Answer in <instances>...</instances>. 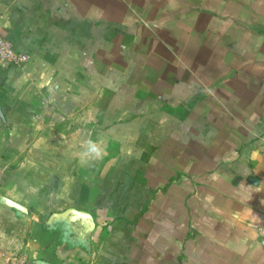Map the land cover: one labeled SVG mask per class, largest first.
Returning <instances> with one entry per match:
<instances>
[{
    "label": "crops",
    "instance_id": "1",
    "mask_svg": "<svg viewBox=\"0 0 264 264\" xmlns=\"http://www.w3.org/2000/svg\"><path fill=\"white\" fill-rule=\"evenodd\" d=\"M0 36V264H264V0H0Z\"/></svg>",
    "mask_w": 264,
    "mask_h": 264
},
{
    "label": "built area",
    "instance_id": "2",
    "mask_svg": "<svg viewBox=\"0 0 264 264\" xmlns=\"http://www.w3.org/2000/svg\"><path fill=\"white\" fill-rule=\"evenodd\" d=\"M27 61V56L15 52L10 43L2 36H0V63L9 62L20 65ZM259 234L264 236V225L257 229ZM6 264H26L27 261L24 256L4 257Z\"/></svg>",
    "mask_w": 264,
    "mask_h": 264
},
{
    "label": "water",
    "instance_id": "3",
    "mask_svg": "<svg viewBox=\"0 0 264 264\" xmlns=\"http://www.w3.org/2000/svg\"><path fill=\"white\" fill-rule=\"evenodd\" d=\"M5 201H6L7 204L11 205V206H12L13 208H15V209H18V210H22V209H23L21 206L15 204V203H12V202H10V201H8V200H5ZM78 214H80L82 217L88 219V222H89L91 225L93 224V223L91 222V218H90V216H89L88 214H85V213H78Z\"/></svg>",
    "mask_w": 264,
    "mask_h": 264
},
{
    "label": "rangeland",
    "instance_id": "4",
    "mask_svg": "<svg viewBox=\"0 0 264 264\" xmlns=\"http://www.w3.org/2000/svg\"><path fill=\"white\" fill-rule=\"evenodd\" d=\"M1 259H2V264H6L5 263V258L4 257H1Z\"/></svg>",
    "mask_w": 264,
    "mask_h": 264
},
{
    "label": "clouds",
    "instance_id": "5",
    "mask_svg": "<svg viewBox=\"0 0 264 264\" xmlns=\"http://www.w3.org/2000/svg\"><path fill=\"white\" fill-rule=\"evenodd\" d=\"M91 151H92V152H96V149H95V147H93V148L91 149Z\"/></svg>",
    "mask_w": 264,
    "mask_h": 264
}]
</instances>
